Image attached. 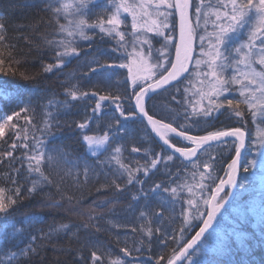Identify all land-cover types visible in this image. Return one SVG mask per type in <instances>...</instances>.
Masks as SVG:
<instances>
[{
	"label": "snow or ice",
	"instance_id": "6c2138e0",
	"mask_svg": "<svg viewBox=\"0 0 264 264\" xmlns=\"http://www.w3.org/2000/svg\"><path fill=\"white\" fill-rule=\"evenodd\" d=\"M3 7L0 71L6 58L21 62L4 22L13 14L30 21L15 26L29 50L50 57L44 74L73 60L77 66L63 73L59 94L21 72L34 95L10 113L0 105L7 145L0 150V264H146L139 257L169 240L177 246L155 264H232L213 259L222 251L217 217L232 198L225 189L246 190L257 177L264 184V0H7ZM97 39L109 47H95ZM118 69L131 80L127 112L109 90ZM173 89L180 108L159 109L157 97ZM11 97L0 87V98ZM108 107L119 116H101ZM214 113L235 124L211 130ZM66 130L83 152L65 142ZM152 133L162 141L159 152ZM216 148L234 153L226 178L216 175ZM177 160L183 167L174 170ZM161 172L164 178L154 179ZM93 191L105 195L85 205ZM123 201L121 216L115 209ZM120 229L140 234L119 247L123 257L98 236H114L119 246Z\"/></svg>",
	"mask_w": 264,
	"mask_h": 264
},
{
	"label": "trees",
	"instance_id": "16d2710c",
	"mask_svg": "<svg viewBox=\"0 0 264 264\" xmlns=\"http://www.w3.org/2000/svg\"><path fill=\"white\" fill-rule=\"evenodd\" d=\"M7 3V0H0V15L8 16L7 10L3 7ZM8 27V36L7 39L10 43L16 44V49L13 51L12 55L17 59H20L21 62L19 64L11 63L9 64V60L5 59V64L3 66V70L0 71V87H6L12 92V97L10 100H3L0 98V105H3L5 111L9 113L13 109H17V105L21 101H26L29 97L34 95V89L31 87L32 81H24L20 78V73L23 72L28 75H36L37 79L40 82L41 87L48 88L51 91L56 93H62L63 89L60 87L61 81L64 80V72L71 71L75 69L77 66V61L73 60L69 65H67L63 70H54L53 73L44 74L42 72V63L51 62L50 57L44 56L39 57L37 53L32 50H29L28 44H26L22 39H20L21 31L15 29L16 25L29 23L30 21L24 20L21 18L19 14H13L11 20L4 21ZM123 30V29H122ZM25 35H29L33 41H36V34L34 32H26ZM151 35V34H149ZM85 46H87L88 42H84ZM154 47H160L159 44L153 41ZM95 47H104L108 48L109 44L102 43L97 39ZM131 49H129L130 51ZM197 50L198 47H197ZM156 53L153 52V56ZM9 67L15 71L16 75L13 76L9 71ZM118 75L114 77L113 82L110 86V91L113 95L119 94L121 96L122 106L125 111H129L131 109V104L133 101H128L124 99L125 96L130 95L132 92L131 88V80L126 79L128 73L127 69H118ZM107 86L101 84V88H106ZM181 89L185 87V85H180ZM191 87V85H188ZM171 89V88H170ZM103 94V93H102ZM175 94V90H171L169 93H165L163 96L157 97V105L159 109L164 108H180V105H177L175 101L171 100V95ZM231 95V94H230ZM177 99L181 100V104H183V99L181 95H177ZM189 99L192 100L194 97L192 94H189ZM108 104L109 102H104ZM206 103V101L204 102ZM158 109V110H159ZM18 110V109H17ZM221 111H224L223 109ZM77 110L73 109V115H76ZM105 113H108L109 116L115 115L119 116L118 112L114 111L113 107L105 108L101 112V116H104ZM151 114V113H150ZM164 114L163 112L161 113ZM214 116H218V119L215 120V128L211 130H216L218 128H223L227 126H232L235 124V118L229 120L226 115H219L218 113H214ZM159 118V117H157ZM211 119V118H209ZM107 120V117H105ZM15 122V121H14ZM23 123V121H21ZM175 126V125H174ZM239 126V125H236ZM103 128V124L101 125ZM249 130H253V126L251 123L249 124ZM206 134V133H201ZM152 135V134H151ZM65 142L72 143L74 147H76L80 152L84 151V147L81 144H77L75 141V133H67L63 137ZM137 147H148V144L144 141L137 140ZM177 146H181L177 144ZM7 145L0 141V150L6 148ZM151 147L156 151H160V144L154 139L152 135V144ZM231 145H228V148H231ZM19 151V150H18ZM214 153L216 155V160L218 163L216 164V175L219 178H226L225 172L227 171V163H230V156H234V153L231 151H227L225 148H216L214 149ZM134 156L142 155V154H133ZM143 162V161H142ZM174 163L175 168H182L183 165L180 164V161L177 160ZM159 167V166H158ZM6 171L2 165H0V172ZM244 174L242 173L241 176ZM164 173L161 172L154 179H163ZM240 180L238 181V184ZM105 193H96L91 192L87 195V198L84 201V204L87 205L95 200L97 197H103ZM186 195V194H182ZM203 195L206 197L209 195V191H204ZM127 201H123L121 204L117 205L115 212L123 216L124 213V204ZM185 207H187L185 205ZM207 210V209H206ZM180 206L178 205L175 211V215H177L179 219ZM64 219L66 222L78 223L79 217L65 215ZM264 184L259 181L257 177V181L254 186L247 187L246 190L237 188L234 200L228 206L226 211L219 218V237L216 241V245L221 248V252L218 254H213V259H231L232 264H264V237H262L261 233L264 232ZM135 223V222H133ZM193 223H198L197 221H193ZM106 226V225H105ZM215 227V226H214ZM120 233V242L119 246L114 236H109L107 233L98 234L99 239L106 241L109 247L112 248L113 252L116 255H120L123 257V253L119 251V247L124 246V241L127 240L128 244L131 245L132 241L135 239L137 242L140 238L139 233H131L130 231L125 235V230H118ZM191 235L195 234L197 229L190 230ZM177 240H179V236H177ZM177 246V241L169 240L167 248L158 243H153L152 245V253H144L139 258L146 262V264H155L156 256L163 254L165 259L167 260L171 254L172 249ZM135 256L136 253H133ZM151 255V259L149 256ZM128 259H131L129 257ZM163 264V262H162Z\"/></svg>",
	"mask_w": 264,
	"mask_h": 264
},
{
	"label": "water",
	"instance_id": "95a60500",
	"mask_svg": "<svg viewBox=\"0 0 264 264\" xmlns=\"http://www.w3.org/2000/svg\"><path fill=\"white\" fill-rule=\"evenodd\" d=\"M194 55H195V54H194ZM190 70H191V69H190ZM185 75H187V73H186ZM181 79H183V77H181ZM174 83H178V82H174ZM169 88H171V86H169ZM133 103H134V101H133ZM152 135H153L154 139H155V140L161 145V144H162V141L159 140V137H156L154 133H152ZM176 155L179 156L178 153H177ZM242 155H243V153H242ZM181 159H182V158H181ZM238 181H239V179H238ZM225 191H231V192H232V198H230V200H229V204H228V205H225V210H226V209L228 208V206H229V205L232 203V201L234 200V197H235V194H236L237 189H228V188H226ZM225 210H221V214L217 217V221H218V219L221 217V215L225 212ZM214 226H215V225H214ZM176 264H182V262H181V261H177Z\"/></svg>",
	"mask_w": 264,
	"mask_h": 264
},
{
	"label": "rangeland",
	"instance_id": "374dc122",
	"mask_svg": "<svg viewBox=\"0 0 264 264\" xmlns=\"http://www.w3.org/2000/svg\"><path fill=\"white\" fill-rule=\"evenodd\" d=\"M129 21H130V17H129ZM198 47V46H197ZM197 52H198V50H197ZM137 69H136V66L135 65H133V71H136ZM192 87V86H191ZM195 87H199V85H195ZM193 91H194V88H193Z\"/></svg>",
	"mask_w": 264,
	"mask_h": 264
}]
</instances>
